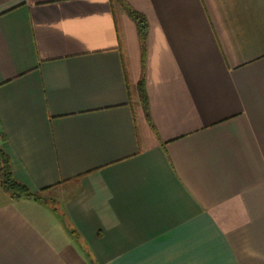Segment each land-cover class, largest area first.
I'll return each mask as SVG.
<instances>
[{
  "label": "crops",
  "instance_id": "0c3cea01",
  "mask_svg": "<svg viewBox=\"0 0 264 264\" xmlns=\"http://www.w3.org/2000/svg\"><path fill=\"white\" fill-rule=\"evenodd\" d=\"M111 1L0 0V264H264V0Z\"/></svg>",
  "mask_w": 264,
  "mask_h": 264
},
{
  "label": "trees",
  "instance_id": "16d2710c",
  "mask_svg": "<svg viewBox=\"0 0 264 264\" xmlns=\"http://www.w3.org/2000/svg\"><path fill=\"white\" fill-rule=\"evenodd\" d=\"M118 4L125 15L134 23L137 31L139 48L142 61L146 52L147 41V22L143 15L132 9L127 3L122 0H112ZM111 1V2H112ZM143 78L141 77L136 85L137 105L143 111L145 118L148 119L147 113V98L144 90ZM3 138L0 136V190L10 200L26 199L49 207L54 213H57L54 201L47 198L45 195L51 187L43 188L38 192H30L24 185L17 182L11 173L9 159L3 151ZM61 218V216H59ZM67 233L70 237L77 241L78 236L73 229L67 228Z\"/></svg>",
  "mask_w": 264,
  "mask_h": 264
},
{
  "label": "rangeland",
  "instance_id": "374dc122",
  "mask_svg": "<svg viewBox=\"0 0 264 264\" xmlns=\"http://www.w3.org/2000/svg\"><path fill=\"white\" fill-rule=\"evenodd\" d=\"M1 196H3V195H1Z\"/></svg>",
  "mask_w": 264,
  "mask_h": 264
}]
</instances>
